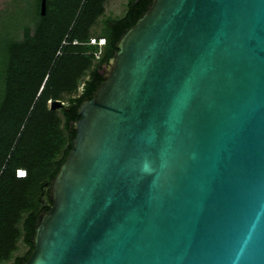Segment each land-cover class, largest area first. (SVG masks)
Returning <instances> with one entry per match:
<instances>
[{
  "label": "water",
  "instance_id": "obj_1",
  "mask_svg": "<svg viewBox=\"0 0 264 264\" xmlns=\"http://www.w3.org/2000/svg\"><path fill=\"white\" fill-rule=\"evenodd\" d=\"M77 115L22 264H264V0H151Z\"/></svg>",
  "mask_w": 264,
  "mask_h": 264
},
{
  "label": "trees",
  "instance_id": "obj_2",
  "mask_svg": "<svg viewBox=\"0 0 264 264\" xmlns=\"http://www.w3.org/2000/svg\"><path fill=\"white\" fill-rule=\"evenodd\" d=\"M12 2V11H0V79L7 83L0 100V264H22L31 252L77 108L102 81L119 36L151 0H126L119 16L104 14L106 0H45L43 15L39 0ZM89 37L104 39L96 59ZM56 99L63 106L49 109Z\"/></svg>",
  "mask_w": 264,
  "mask_h": 264
},
{
  "label": "rangeland",
  "instance_id": "obj_3",
  "mask_svg": "<svg viewBox=\"0 0 264 264\" xmlns=\"http://www.w3.org/2000/svg\"><path fill=\"white\" fill-rule=\"evenodd\" d=\"M126 0H106L104 5V14L111 16H119L125 6ZM10 0H0V11L8 7ZM93 30H98V24L93 26Z\"/></svg>",
  "mask_w": 264,
  "mask_h": 264
},
{
  "label": "built area",
  "instance_id": "obj_4",
  "mask_svg": "<svg viewBox=\"0 0 264 264\" xmlns=\"http://www.w3.org/2000/svg\"><path fill=\"white\" fill-rule=\"evenodd\" d=\"M67 42L65 40H62L61 44H66ZM71 44H78L77 41L72 40L70 42ZM104 43V39L103 38H99V37H89L87 42H85L86 45H94L97 47V50L92 52L93 57L96 59L98 58L99 55V51H100V47L103 45ZM24 175V171L22 169H17L15 171V176L17 177H22Z\"/></svg>",
  "mask_w": 264,
  "mask_h": 264
},
{
  "label": "flooded vegetation",
  "instance_id": "obj_5",
  "mask_svg": "<svg viewBox=\"0 0 264 264\" xmlns=\"http://www.w3.org/2000/svg\"><path fill=\"white\" fill-rule=\"evenodd\" d=\"M13 2L12 0H10V3L8 5V10H11L12 11V7H13ZM12 5V6H11ZM7 9V8H6ZM3 11H6V10H3ZM7 83H4V80H1L0 79V100L2 99V95L4 94L5 92V88L7 87L6 85ZM57 100V99H56ZM60 101V100H59Z\"/></svg>",
  "mask_w": 264,
  "mask_h": 264
}]
</instances>
